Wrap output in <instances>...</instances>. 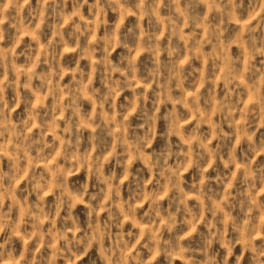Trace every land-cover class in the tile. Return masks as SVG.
<instances>
[{
    "label": "clouds",
    "instance_id": "1",
    "mask_svg": "<svg viewBox=\"0 0 264 264\" xmlns=\"http://www.w3.org/2000/svg\"><path fill=\"white\" fill-rule=\"evenodd\" d=\"M262 157L264 0H0V264H264Z\"/></svg>",
    "mask_w": 264,
    "mask_h": 264
},
{
    "label": "rangeland",
    "instance_id": "2",
    "mask_svg": "<svg viewBox=\"0 0 264 264\" xmlns=\"http://www.w3.org/2000/svg\"><path fill=\"white\" fill-rule=\"evenodd\" d=\"M262 159H264V157H262ZM51 163V162H50ZM177 264H179V261H177Z\"/></svg>",
    "mask_w": 264,
    "mask_h": 264
}]
</instances>
